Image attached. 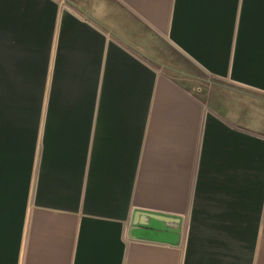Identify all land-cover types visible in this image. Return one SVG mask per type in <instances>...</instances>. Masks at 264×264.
I'll use <instances>...</instances> for the list:
<instances>
[{"label":"crops","instance_id":"obj_1","mask_svg":"<svg viewBox=\"0 0 264 264\" xmlns=\"http://www.w3.org/2000/svg\"><path fill=\"white\" fill-rule=\"evenodd\" d=\"M0 264H264V0H0Z\"/></svg>","mask_w":264,"mask_h":264},{"label":"water","instance_id":"obj_2","mask_svg":"<svg viewBox=\"0 0 264 264\" xmlns=\"http://www.w3.org/2000/svg\"><path fill=\"white\" fill-rule=\"evenodd\" d=\"M135 218L138 217H142L144 218L146 221H150V220H164V219H172L169 216H165L162 214H156V213H150V212H143V211H136L134 213ZM137 225V223H134L133 226ZM141 226V225H140ZM143 227H147V224H142Z\"/></svg>","mask_w":264,"mask_h":264}]
</instances>
